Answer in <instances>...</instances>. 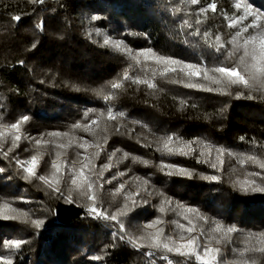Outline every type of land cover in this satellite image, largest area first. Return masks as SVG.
I'll return each mask as SVG.
<instances>
[{"label":"trees","instance_id":"trees-1","mask_svg":"<svg viewBox=\"0 0 264 264\" xmlns=\"http://www.w3.org/2000/svg\"><path fill=\"white\" fill-rule=\"evenodd\" d=\"M251 2L264 11V0ZM217 5V14L209 12V19L201 28L230 39L233 30L226 27L219 12L230 11L231 0H217ZM177 7H184L180 0H45L42 5L29 0H0V123H13L29 116L22 131L31 140L28 143L22 137L8 157L0 154V168L4 169L0 172V204L9 203L30 218L27 222L0 219V257L10 258L12 264H169V261L197 264L193 258L174 253L154 252L149 257L146 255L149 249H137L127 242L128 236L142 235L145 226L158 218L164 221L160 225L164 235L178 239L177 222L187 226L188 221L180 215L182 210L177 204L198 209L208 218L205 223L191 216L197 233H203L201 244L209 236H219L212 232L213 221L237 227L238 231L221 244L213 242V246L221 249V264L241 259L239 253L245 248L249 233H264V192H242L234 186L245 178L264 185V170L251 161L241 165L240 156L236 155H255L264 160V91L250 93L233 85L228 89L230 94L224 95L185 88L157 75L155 90L125 81L109 103L96 94L100 89L112 91L109 82L121 78L125 70L131 76L145 75L125 55L101 46L106 35L123 41L133 50L151 48L186 62H203L208 66L234 63L203 41L187 35L190 29L181 27L182 19L194 21L195 16L177 14L173 11ZM188 8L198 10L199 5ZM15 15L21 16L19 22L11 19ZM93 15H99L101 20L92 21ZM40 23L43 30L37 28ZM238 93L243 94L239 99ZM249 94L253 99L246 98ZM181 100L185 101L183 106ZM109 108L124 116L101 121L99 128H93L95 137L72 128L78 122H89L84 119L86 111L100 113ZM50 132H68L80 138L66 149H58L54 143L39 148L43 155L37 176L50 178L51 161L56 160L57 151L62 153L65 166L62 175L58 174L59 192L39 179L25 180L16 163L36 154L38 149L32 138L43 136L56 143H68L67 138L49 137ZM170 135L184 140L200 139L234 155L225 153L220 164L215 151L210 157H200L199 150L189 156L157 151L159 139ZM105 136L107 143L103 144ZM85 140L103 144L98 158L94 156L97 151L94 146L87 152L76 146ZM10 143L9 139L4 144L5 151ZM124 153L129 154L127 158ZM85 155L92 157L97 174L110 158L113 165L103 172L102 180L92 176L97 181L100 210L116 213L127 202L125 194L137 189L140 195L135 199L147 200L120 217L125 233H118L115 221L90 215L87 211L90 202L72 185L71 166L75 162L78 170ZM205 159L209 162H204ZM162 163L189 169L192 176L165 175L168 170H161ZM212 163L217 167L213 168ZM254 172L261 175H248ZM213 176L219 179H210ZM143 180L148 181L147 192L143 190ZM121 184L124 189L118 192ZM69 195L72 203L66 201ZM165 197L172 204L163 205L162 213ZM34 219H42L44 225L35 228L30 222ZM10 240L25 243L18 250L3 247ZM248 246L259 245L252 240ZM97 256L101 259H93ZM162 256L167 259H161ZM243 258L264 264V255L257 252H246Z\"/></svg>","mask_w":264,"mask_h":264},{"label":"snow or ice","instance_id":"snow-or-ice-1","mask_svg":"<svg viewBox=\"0 0 264 264\" xmlns=\"http://www.w3.org/2000/svg\"><path fill=\"white\" fill-rule=\"evenodd\" d=\"M184 5L183 8L177 7L173 11L177 14L183 12L186 16H195V20L182 19L181 27L190 29L187 35L197 38L208 47L213 49L215 52L220 53L225 57L226 60L234 61L231 64H225L220 62L213 66H208L203 62L192 63L186 62L179 58L166 56L156 52L151 48L143 50H133L127 47L123 41L112 39L109 36H104L102 47H111L113 50L120 52L125 55L134 65L140 67L141 72L145 73L143 76H131L128 70H125L121 78L110 81L109 87L112 89L110 92H105L103 89L97 90V95L101 96L106 103L111 102L116 98V90L124 87L125 81H130L136 85H145L147 88L155 90L156 84L154 82L155 77L159 75L162 78L169 79L170 83L181 84L185 88H193L200 91L206 92H220L221 94H230L228 89L235 86H242L251 92L253 91H264V11H257L251 0H233V7L235 13L229 14L225 11H220L219 15L226 21V27L229 30H235L231 32V38L225 39L219 32L213 33L207 28L202 30L201 26L209 19L208 13L217 14V0H180ZM31 3L42 5L45 0H31ZM198 10L189 11L188 6H197ZM238 13V14H237ZM251 17V20H249ZM13 21L19 22L21 16L15 15L11 17ZM92 21H99L101 17L99 15H93L90 17ZM247 21V23H246ZM37 28L43 30V24L37 25ZM249 29L253 30V34L249 33ZM97 35L100 32L97 31ZM91 36V33H89ZM190 43V41H185ZM32 47H36V43L32 44ZM23 64V61H20ZM171 74V75H170ZM172 76L176 78H172ZM206 81L208 85H216L218 87L206 86L200 81ZM243 94L238 93L237 99L241 98ZM247 99H253V96L249 94ZM180 104L183 106L185 101L181 100ZM124 113H114L111 108L106 112L96 113L95 110H88L84 114V119L89 121L88 123H76L72 128L80 129L88 132L95 137L96 129L92 128V125L100 127L101 121H113L122 118ZM91 117V119H89ZM30 119L29 116L24 115L13 123H0V154L8 157V154L12 152L16 147L19 146V142L23 137L22 127ZM106 131V128H105ZM52 138H67L68 143H56L55 140H46L42 136L40 139L32 138L35 141V146L38 149L36 154L32 155L27 160H17V167L24 173L25 180H31L33 178L43 181L45 184L52 187L53 191L59 192L58 187L60 180L58 174L62 175V168L65 166L64 162L61 161L62 153L57 151L56 160L52 162V174L51 177L37 176V168L39 161L42 158L43 153L39 151L41 146H46L49 143H54L58 149H66L74 141H78L80 138L71 135L68 132H50L47 134ZM10 139V146L7 150H4V144ZM243 140L244 137H241ZM107 143V137L103 139V144ZM255 143V141H253ZM103 144L96 142L91 144L88 141L77 143L78 148H84L85 152L89 147H95L97 151L94 153L95 157H99L100 152L103 150ZM150 146V145H145ZM157 151L170 155H183L189 156L196 153L199 150L200 157H210L212 152H216V160L222 164V157L225 153L229 156L234 155L232 152L221 147H215L209 143H206L200 139L184 140L178 136H165L161 137L158 141L156 148ZM119 151V150H117ZM124 158L128 157V153H124ZM240 156L239 162L241 165L246 162H253L258 165L259 168L264 170V160H261L255 155L248 154H236ZM115 156V152L112 153ZM204 162H209L207 159ZM80 167L77 170L75 162L71 166L72 169V185L77 190H80L82 196H86L90 202L87 211L90 215L96 218L115 221L118 227V233H125L124 222L120 219L121 216L127 215L132 207L138 203H147V200L141 198L138 202L135 197L140 195V189H137L135 193L129 192L125 194V200L129 203H125L124 207L119 209L116 213L108 214L100 210L97 207L98 196L96 193L97 181L92 179L93 175H97L98 180L103 179V172L111 168V158L109 163L104 164L100 169L99 173L95 172V166L93 164L92 157L85 155L83 160L79 161ZM147 164V161H144ZM213 168L217 167V164L212 163ZM161 170L165 171V175H180L191 178L192 171L185 168H180L172 164H161ZM4 169L0 168V172ZM124 175V173H121ZM249 176H258L261 173H249ZM212 180H218L219 177H210ZM110 183V181H107ZM147 180L142 181L143 190L147 192ZM242 192H264V185L257 184L255 180H249L245 178L243 181H237L236 185ZM99 187H103L102 184ZM124 189V185L121 184L118 192ZM148 195H151L148 192ZM163 196V193H160ZM68 203H72V197L69 195L66 198ZM171 205L172 201L165 197L162 201L160 211L163 213L165 208L163 205ZM177 208L181 209L180 215L183 219L188 221L186 226L183 223L177 222L176 227L180 230L179 238L173 239L164 235V229L160 225L164 223L162 219H157L152 223H149L144 228V233L139 236H128L127 242L137 249L147 248L149 251L146 253L149 257L154 255V252L161 253H174L178 256L185 257L188 259L194 258L197 264H221L219 256L221 249L213 246L221 244L222 241L230 238L232 233L238 231L237 227L224 226L223 224L213 221L214 227L212 228L213 233H218L219 236H209L207 241L203 244L200 243V235L203 233H197V227L193 223L191 216H194L198 220H202L205 223L208 222V218L203 216L198 209L187 207L184 205L177 204ZM0 219L3 220H18L24 219L26 222L30 219L27 213L21 212L20 210L13 208L9 203L0 204ZM31 224L39 229L44 225L42 219L30 220ZM185 233L187 235H185ZM124 239V236L120 237ZM252 240H256L258 247H249L248 245ZM25 243L23 240H10L7 241L3 247L8 249H20L21 245ZM246 252H257L264 255V233H249L245 238V248L239 253L241 259L234 261L233 264H257L256 259H244ZM93 259H101V257H93ZM161 259H167V256H162ZM0 264H12V260L8 257H0ZM169 264H172L169 261Z\"/></svg>","mask_w":264,"mask_h":264},{"label":"rangeland","instance_id":"rangeland-1","mask_svg":"<svg viewBox=\"0 0 264 264\" xmlns=\"http://www.w3.org/2000/svg\"><path fill=\"white\" fill-rule=\"evenodd\" d=\"M252 3V2H251ZM253 4V6H254V8L257 10V11H260V9L254 4V3H252ZM223 11H225V12H228L229 14H232V13H235V9H234V7H233V0H231V9H230V11H227V10H223ZM238 14V13H237ZM249 20H251V17H249ZM227 23V22H226ZM246 23H247V21H246ZM233 31H235L234 29H233ZM249 33L250 34H253V30L252 29H249ZM96 125H92V128H94ZM23 138L28 142V143H31V140H30V138L29 137H27L26 135H23ZM51 163H52V161H51ZM196 234H198V233H196ZM194 259V258H193ZM195 260V259H194Z\"/></svg>","mask_w":264,"mask_h":264},{"label":"built area","instance_id":"built-area-1","mask_svg":"<svg viewBox=\"0 0 264 264\" xmlns=\"http://www.w3.org/2000/svg\"><path fill=\"white\" fill-rule=\"evenodd\" d=\"M31 2V0H29Z\"/></svg>","mask_w":264,"mask_h":264}]
</instances>
